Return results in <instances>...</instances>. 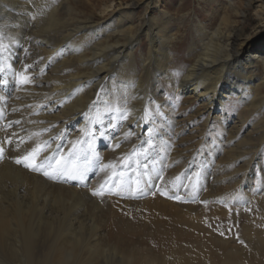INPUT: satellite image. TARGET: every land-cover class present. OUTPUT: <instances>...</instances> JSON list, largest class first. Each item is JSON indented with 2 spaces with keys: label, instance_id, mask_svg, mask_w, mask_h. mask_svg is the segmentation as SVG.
<instances>
[{
  "label": "bare ground",
  "instance_id": "6f19581e",
  "mask_svg": "<svg viewBox=\"0 0 264 264\" xmlns=\"http://www.w3.org/2000/svg\"><path fill=\"white\" fill-rule=\"evenodd\" d=\"M197 1L210 7L207 20L196 22L200 14L185 12L183 0L173 14L162 10L159 18L150 13L160 9L161 0H132L130 5L128 0H0V143L5 146L0 264H264V0ZM252 9L251 22L260 37L248 34L246 12ZM115 16L116 22L108 24ZM186 21L188 60L176 67ZM142 39H147L148 52L138 61L134 49ZM20 75L30 82L21 85ZM102 85L107 92L93 109L98 117L86 124L82 113ZM34 103H44L43 117ZM217 108L221 112L213 117ZM121 114L126 119L120 120ZM231 114L238 121L228 127ZM199 116L202 126L190 131ZM113 121L118 127L110 130ZM171 124L177 129L170 149ZM44 129L40 139L53 141L51 150L60 145L65 153L68 140L92 129L96 139L90 163L79 161L89 171L100 160V165H117L132 152L148 160L145 151L153 147L148 168L154 174L140 176L142 190L123 196L157 193L152 195L157 201L153 214L168 216L167 208L176 207L173 224L155 217L153 232L118 225L110 237L101 224L86 225L79 201L93 196L83 193L81 183L49 180L14 163L37 142L33 134ZM247 129V140H240ZM8 137L28 143L15 151L4 143ZM222 137L225 147L217 145ZM192 140L196 151L188 143ZM101 142L106 151L99 150ZM82 147L88 152L87 145ZM222 153L224 164L213 165L214 155ZM178 195L182 204L173 200ZM126 197L124 204L136 203L141 211L149 206L150 198L135 202ZM223 200L253 207L246 212L247 224L239 225L244 210L232 215L233 206L220 205L225 216H233L232 230L214 222L207 226L211 208ZM131 232L135 236H128Z\"/></svg>",
  "mask_w": 264,
  "mask_h": 264
},
{
  "label": "rangeland",
  "instance_id": "374dc122",
  "mask_svg": "<svg viewBox=\"0 0 264 264\" xmlns=\"http://www.w3.org/2000/svg\"><path fill=\"white\" fill-rule=\"evenodd\" d=\"M179 1L180 0H161L160 9L158 8L156 10V12L150 13V17L159 18L161 16V14H162V10L163 11L167 10V11H169V13H172L173 14V12H174L173 10H175L177 8V6L179 5L178 3H180ZM187 1H189L190 3L189 2H186V0H183L184 4L188 3L186 5L185 12L189 11V12H193L194 13V11H196L197 13L200 14V15H198L200 17H197L199 19H197V18L194 19L196 22H198L199 20H201V17H205L206 20L209 18L210 14H208V12H206V10L207 11L210 10V7L209 6L207 7L206 4H204V3H203V5L196 4V3H198L197 0H187ZM131 2H132V0H128V4L129 5L131 4ZM136 12H138V13L140 12L139 14H141L142 10H140V7L137 8V11ZM246 13H247L248 20H249V23L247 24L248 27H249L248 34H250V36L260 37V35L262 33H259L258 30H255L254 29V26L252 25V22H251V20L253 19V15H254V9H252L250 11H247ZM116 18H117V16L113 17L108 22V24L109 23H115L116 22ZM134 18L138 19L137 18V15ZM176 18H178V15H176ZM181 26H182L181 29L182 30L184 29L183 30L184 31L183 38H182L183 43L178 48V50L175 51V60L178 61L177 63L175 61V65L174 66H176V67H182V66H184L186 64L187 60H188V57L186 55L187 54L186 53L187 52V48H188V45H187L188 40L186 38V34L188 32V29H189V23H187V21H186ZM262 39L263 38H259V41L262 40ZM146 41H147V39H142V43L140 45H137L135 47V49H134V57L136 56V58L138 59V61L140 59V56H141V58H143L142 55H145L148 52V50H147V47L148 46L146 45ZM178 42H180V41H178ZM262 46H264V45H262ZM186 57H187V59H186ZM261 74H262V70H260L258 76H261ZM55 112H58V111H55ZM220 112H221L220 109L217 108L216 110H214L212 116L214 117L216 114H218ZM233 114H231L230 118L227 121V126L228 127L233 126L234 123L238 121L237 120V117L235 115H233ZM199 117L200 118H198V119H196L195 121L192 122L191 125H193V127L190 129V131L193 130V129H195L196 126H194V125L202 126V123H201L202 117L201 116H199ZM224 117H227V115L224 116ZM233 117L235 118V120L232 121V118ZM221 120L224 121V118L222 117ZM254 121H255V119L252 118L250 120V122H249L248 125L250 126V124L252 122H254ZM207 123H208L209 126L211 125V123H212L211 122V118L207 121ZM249 126H247V128ZM170 129L172 130V135L169 136L170 139H169L168 146L171 149V148H174V145H176L174 143V141L171 139V137L175 133V130L177 129V125L171 124ZM147 130H148V128L145 127L144 130L142 131V135H144ZM249 131L250 130L247 129L246 132H241L240 135H239L240 140H247V138L249 136V135H247V132H249ZM226 140H227L226 137H222L220 139V141H219L220 144H217V145H221V146L225 147L227 144H225L224 141H226ZM193 141L194 140L188 141V143L189 144L191 143L192 148L194 149V151H196L195 150L196 149V146L195 145L197 143H193L192 144ZM212 146H214V145H212ZM98 148H99L100 151H106L107 150L106 143H104V142L99 143ZM62 149H65V147H63ZM181 149H183V148H181ZM214 157H215V161H213L212 164L215 165V166H222L224 164L225 160H226V155L223 154V153L221 155H217V156L214 155ZM263 157H264V155H263ZM139 159L140 160H145L142 157H139ZM100 163H101V160L99 161V165L95 166V169L94 170L89 171L90 176L92 175V177H94L96 174H98V184H97V186L93 190L98 189L101 184H104L106 178L109 177L111 175L112 171H113L111 169H107L105 171H98L97 169L101 166ZM263 163H264V161H263ZM146 167H149V166H146ZM121 168L122 167H120V169ZM231 170H232V166H230L228 168V170H226L224 176L228 175ZM256 183H257V181H254V184L253 185H255ZM226 184L232 187V177H228L227 178ZM105 191L107 192V186L105 188ZM83 193L84 194H87V193H89V191L86 188H83ZM236 193L237 192H234L233 193V196L234 197H236V195H237ZM121 195H123V194H121ZM126 198H131L132 200H136L135 198H132L131 196H127ZM79 203H80V205L82 207H84V210H85V213L81 214V221H83L88 226H90L92 224H98V223L101 224L102 227H103V230H104L105 234L108 237L112 236L116 232V229H117V226L118 225H127V226L132 227L133 229H137L138 227H141L147 233L153 232V229H152V225L153 224L151 225V222H152L153 218L154 219H156L155 217L161 218L163 223H165V224L166 223L167 224H173L174 217L176 216V214L178 212V209H176V207L169 206L167 208V214H168V216L163 215V211H162V214H156V215L153 214L154 213V209L157 206V201H156V199H155L154 196H151L150 197V199H149V206H148L147 209L146 208L144 209L142 207L143 208V211L140 210V207H138V205L136 203L124 204L122 201L121 202L119 201V198H114V196L112 194L105 195L103 197L93 196V198L91 200H89L87 197H85V199L83 197H81ZM76 205L78 207V204H76ZM128 205H132L133 207H128ZM220 205L225 206V207H227V206H233L232 207V215H234L235 213H239L240 211H243L244 210L245 212L243 211V216L241 215L242 221L239 224L242 227L245 224H247V219H246V216L247 215L246 214L249 213V212H251L252 209H253V207H251V206H250L251 208L248 206L247 209H243L241 207V206H243L242 204H237V203H235L233 201H230V200H227V201L223 200V201H221L219 203V206H218L217 209L215 207H212L211 208V210H214L216 212L213 213L214 211H211L210 220L208 222H205V224L207 226L211 225V222H214L216 225H218V227H220L222 225L225 228H228V229H231L232 230V219H233L232 217L233 216L231 214L225 216L222 213V210L223 209H222V207H220ZM236 205H240V206H236ZM234 206H236V207H234ZM208 207H206V208H208ZM167 217H170V220ZM224 227H222V228H223L224 232H226V230L224 229ZM167 229L170 230V231H172L171 226H167ZM85 232H87V230H85ZM219 232H221V231H219ZM135 234H136L135 232H131V233L128 234V236H135ZM224 234L221 233V235H223V236H224ZM228 238H229V235H228ZM140 245L141 246H144V247H147V248L151 249L152 251H154L153 248L151 246L147 245V244H141L140 243Z\"/></svg>",
  "mask_w": 264,
  "mask_h": 264
},
{
  "label": "snow or ice",
  "instance_id": "6c2138e0",
  "mask_svg": "<svg viewBox=\"0 0 264 264\" xmlns=\"http://www.w3.org/2000/svg\"><path fill=\"white\" fill-rule=\"evenodd\" d=\"M30 82V78L25 75H20L19 83L21 85L28 84ZM103 89H101L102 91ZM148 110H145V118L144 123L148 124L149 117H148ZM120 120L126 119V116L123 114L119 117ZM13 122H9V127ZM15 123H19V121H15ZM118 127V124L113 121L109 128L110 130H115ZM46 129L41 130L39 132L34 133V137L36 138L37 142L33 144L30 148L25 150L22 155L14 157V163L18 166H22L25 169H28L34 173L42 174L49 180L53 181H63L65 183L76 181L83 184L85 181L89 179V167L87 163H79L81 159L86 162L88 161V156L93 150V142L96 139V133L92 129H88L87 132L83 130V138H79L76 140H68L67 143L69 144V149L65 153L60 151V145H57V150L52 151V144L53 141L40 139L45 133ZM151 130L149 129V132ZM105 132L101 131L99 133L100 137L103 138L105 136ZM15 136L16 134L13 133ZM131 135V130L128 133H125V136ZM61 141L63 142V137H60ZM7 145H11L13 150L19 151L21 149L22 144L28 143L27 140L20 138L17 142H13L11 137H8L4 142ZM146 143L151 146L152 141L148 140ZM83 145H87L88 152H85ZM117 147L119 145H116ZM5 153V146L3 143H0V160L4 159ZM83 153V155H82ZM137 152H132L126 155L121 160L122 168L121 170L117 171L116 165L109 164V165H102L97 170L98 171H105L107 169H113L111 175L108 177V180L105 181L104 184H101L100 187L96 190H93L91 194L97 197H103L105 195L115 194L121 195L122 193H134L137 190H142L140 188L141 185V177L137 176L133 179L131 176H128L126 173V169L130 167V162L132 158L137 156ZM98 158V157H97ZM162 180L163 178L160 177ZM109 181L111 183H109ZM107 186V192L105 188ZM163 194V193H162Z\"/></svg>",
  "mask_w": 264,
  "mask_h": 264
}]
</instances>
